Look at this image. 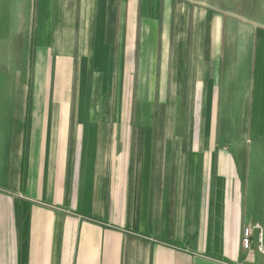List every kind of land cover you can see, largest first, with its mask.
Wrapping results in <instances>:
<instances>
[{
	"label": "crops",
	"instance_id": "0c3cea01",
	"mask_svg": "<svg viewBox=\"0 0 264 264\" xmlns=\"http://www.w3.org/2000/svg\"><path fill=\"white\" fill-rule=\"evenodd\" d=\"M26 2L15 39L30 42L32 71L0 83V264H264L242 247L247 227L264 247V176L176 112L198 89L218 103L219 69L188 70L181 48L140 51L113 0L105 20L94 1ZM117 73L135 84L107 86ZM257 78L247 96L262 120L264 70ZM129 89L164 106L159 128H125Z\"/></svg>",
	"mask_w": 264,
	"mask_h": 264
},
{
	"label": "rangeland",
	"instance_id": "374dc122",
	"mask_svg": "<svg viewBox=\"0 0 264 264\" xmlns=\"http://www.w3.org/2000/svg\"><path fill=\"white\" fill-rule=\"evenodd\" d=\"M23 1L27 4L39 0H21V3ZM85 1L88 6L93 1L99 3V17L103 20L109 17L107 7L112 0ZM112 4L113 16L124 18L125 39L131 42L138 35L140 51L153 49L161 53L166 50L169 54L181 48L185 54L181 64L188 66V70L193 67L219 69L220 75L215 79V84H219L218 103L212 104L210 97L204 100L201 94L206 90L198 89L197 104H187L191 99L184 96L186 103L176 106V112L186 115L184 122L188 129L206 128L208 135L219 141L220 148L237 154L244 164H251L252 177H263L264 119H255L259 117L255 115L259 106L249 93L247 96V89L258 83L257 76L264 70V0H113ZM23 6L20 0H0L1 89L21 76L26 79L27 73L32 71L34 57L25 55L30 51V42L15 39L17 18L27 9ZM132 17L134 24L139 20V26L130 30ZM163 18H166L164 23ZM115 76L125 88L135 84L132 73L108 74L105 84L113 86ZM158 78L164 81L168 77L159 74ZM192 78L193 73L188 74L186 86L193 85ZM244 87L245 94L237 95V88ZM131 91L124 95L121 109L128 119L125 128L134 129L137 125L159 128L158 118L164 106L159 100L147 103L149 98L146 94L142 96L143 90L140 97L133 96ZM159 91L162 95L169 92L168 88ZM190 91L186 89V93ZM173 107L167 106L168 110ZM191 117L195 120L191 121Z\"/></svg>",
	"mask_w": 264,
	"mask_h": 264
},
{
	"label": "built area",
	"instance_id": "2783aa9c",
	"mask_svg": "<svg viewBox=\"0 0 264 264\" xmlns=\"http://www.w3.org/2000/svg\"><path fill=\"white\" fill-rule=\"evenodd\" d=\"M253 245V228L247 227L243 230L242 247L244 250H250ZM259 250L264 253V247L259 246Z\"/></svg>",
	"mask_w": 264,
	"mask_h": 264
},
{
	"label": "water",
	"instance_id": "95a60500",
	"mask_svg": "<svg viewBox=\"0 0 264 264\" xmlns=\"http://www.w3.org/2000/svg\"><path fill=\"white\" fill-rule=\"evenodd\" d=\"M260 246V230L258 228H255L253 230V248L255 250H259Z\"/></svg>",
	"mask_w": 264,
	"mask_h": 264
}]
</instances>
